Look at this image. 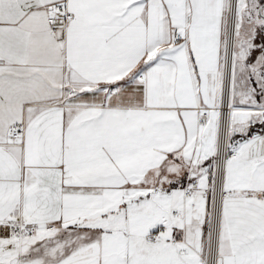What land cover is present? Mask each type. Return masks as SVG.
Masks as SVG:
<instances>
[{"label": "snow or ice", "instance_id": "snow-or-ice-1", "mask_svg": "<svg viewBox=\"0 0 264 264\" xmlns=\"http://www.w3.org/2000/svg\"><path fill=\"white\" fill-rule=\"evenodd\" d=\"M0 264H264V0H0Z\"/></svg>", "mask_w": 264, "mask_h": 264}]
</instances>
